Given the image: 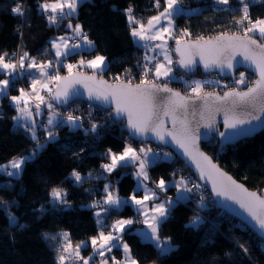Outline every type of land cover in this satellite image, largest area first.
Returning <instances> with one entry per match:
<instances>
[{"label":"trees","instance_id":"16d2710c","mask_svg":"<svg viewBox=\"0 0 264 264\" xmlns=\"http://www.w3.org/2000/svg\"><path fill=\"white\" fill-rule=\"evenodd\" d=\"M15 2L22 4L23 17L11 13ZM44 2L52 0H0V53L6 52L11 58L12 53H18L20 57L27 52L29 60L35 58L38 64L50 62L53 68L56 61L51 51V40L55 36L72 32V29L64 30L67 22L73 26L80 23L88 39L93 42L92 48L69 54L65 61L75 65L78 59L87 60L102 55L107 65L101 75L108 80L115 74L126 76V70L137 71L144 56L149 54V50L132 41V28L125 9L131 7L136 19L146 24L150 17L158 15L165 6L164 0H160L159 9L155 6L156 0H84L75 16L65 17L60 23L49 24L47 17L39 9V4ZM247 2L250 3L249 15L252 20L264 19V0ZM241 7L239 0H229L228 5L218 4L216 0H180V11L173 17L176 35L166 42L171 56L177 38L182 41L225 32L243 34L239 26L234 24V20L239 19L242 14ZM184 30L190 36L181 35ZM255 38L259 40L256 35ZM60 66L58 64L56 69L60 74H65ZM76 69L89 71L77 65L73 70ZM173 70L174 76L179 75L185 82L210 77L208 80H219L236 87L231 84L230 79L221 80L212 74L203 75L199 69L191 75L184 73L174 67V62ZM21 75L22 83H27L25 70ZM6 77L10 78L0 73V79ZM246 77L247 84L254 79L252 75L246 74ZM24 87L26 88L25 85ZM244 87L245 85L241 86ZM224 89L226 88L222 85L217 91ZM18 92L17 88L9 87L7 94L0 98V164L21 156L28 157L37 145L29 132L17 127L12 119L17 116V110L11 105L10 97ZM70 104L75 106L73 114L81 118L83 127L72 128L66 122L54 126L49 128L54 132L52 139L48 138L45 128L37 127L36 134L43 147L35 157L27 160L18 177L0 173V204L7 207L11 216L16 218L13 222L0 209V264H56V234L61 232H68L73 244L85 241L86 246L81 249L80 255L86 257L84 255L93 250L91 237L110 229L117 219L138 216L127 203L118 211L104 214V227H101L94 216L98 208H91L89 205L104 198L105 184H109L111 190L115 189L123 200L134 190L141 196V191L135 189L134 165L118 167L111 173L105 172L101 167L104 163H110L106 155L107 149L120 153L126 143L135 149L146 146L155 150L157 147L146 142L132 141L120 131V124L113 122L111 114L106 110L88 106L81 101ZM91 123L103 127L98 133H86L85 129L90 128ZM201 147L221 169L248 189L264 196V131L232 146L219 147L218 141L212 138L209 142L202 143ZM168 155L167 160H159L147 169L150 177L148 183L153 189L156 187L155 182L161 177L171 182L183 174L191 175L181 161L172 154ZM73 170L84 177L81 183L77 184L71 178ZM173 173L176 175L173 176ZM192 180L197 184L194 178ZM54 187L67 192L66 199L71 207L56 206L50 196ZM175 189L170 183L167 191L161 194L173 196ZM187 196L190 198L173 201L170 215L160 226L161 238L171 237L172 251L168 254L160 255L152 242L137 235L134 230L139 223L127 226L123 239L129 244L132 256L139 264H264V241L238 220L214 207L211 196L204 187L201 186L196 194ZM201 196L203 204L200 203ZM195 216L199 220L192 225L190 221ZM44 233H48L49 238L46 239ZM52 236H56V239H51ZM240 245H244L248 251L245 252ZM96 256L92 264L101 261L102 258ZM121 256L119 247H114L110 253L105 252L104 258L111 264L112 257L120 259Z\"/></svg>","mask_w":264,"mask_h":264},{"label":"snow or ice","instance_id":"6c2138e0","mask_svg":"<svg viewBox=\"0 0 264 264\" xmlns=\"http://www.w3.org/2000/svg\"><path fill=\"white\" fill-rule=\"evenodd\" d=\"M84 0H55L53 3H40L39 9L47 17L49 24H56L61 18L68 16H75L78 7ZM90 2V0H88ZM218 4L228 5L229 0H216ZM240 12L242 13L239 19L234 20V24L241 26L243 34L236 33L228 34L222 33L214 38L205 40L199 37L196 40L176 39L175 53L179 57L175 61L181 69L185 72H192L198 64L203 66L206 72L218 70L221 76H226L233 73L236 67L237 56L243 57V62H246L250 67L255 69L257 79L249 86L246 83L247 77L245 72H240L239 77L234 78L235 85H245L246 91L238 90L237 87H232L228 84L223 85L228 89L224 91L223 95H218L213 92H206L205 85L220 86V81H200L193 80L190 84L186 82V86L190 89V95H182L179 91H174L168 87L167 83L163 85L156 82L161 77L166 79L172 78L173 60L169 54L166 42L157 44L154 47L160 48L167 62L161 63L156 59V56H144L145 63L141 71L142 77L138 84H133L129 78L127 83L120 76L114 78L113 83H109L103 78L97 79L96 73H103L106 65L105 57L96 55L94 59L85 61L81 59L79 65L86 66L93 70V75H85L82 72L73 73V64L64 65L69 72L68 76H60L57 72L55 75H49L47 69L52 67L51 63L38 64L35 58H31L27 63L28 69L35 68L40 73V79L33 78L31 81L32 93L35 94V99L40 103L35 105V113L30 110L29 101L25 96L29 94L20 89L19 96H12L10 99L16 106L17 116L12 119L14 121H24L21 126L26 132L31 134V139L37 141L36 148L28 155V157L21 156L13 158L8 164H0V173L9 177H18L24 164L28 159L34 158L37 151L43 146L39 144V137L36 134V122L33 116L41 115L40 104L45 102V97L40 95L39 89H47L52 95V90L48 88V81L56 82V92L52 98L57 103L67 104L69 100L78 94L77 85L82 86L87 92V97L90 101H100L103 104L112 106L114 110V119H126V127L130 134L137 137H146L151 134L157 141L161 143L175 144L176 147L182 150L183 155L195 164L199 172L201 180L207 179L212 185L213 193L218 197L231 200L238 204L249 217L255 222L256 226L262 233H264V196L258 195L256 192L248 191L242 184H238L231 176L222 172L217 165L212 163L211 159L199 151L197 141L201 138L199 131L200 127H204L212 132L215 129V113L223 111L224 113V128L226 130H239L235 134H248L253 131L252 128H244L245 125H251L252 121L260 120L261 113H264V19L252 20L249 15L250 3L247 0H239ZM180 0H164V9L158 15L152 16L144 24L132 14L131 7L125 9L129 26L132 28L131 35L140 41L164 40V33L171 35V28L173 26V16L178 14ZM156 8H160V0H156ZM11 13L23 17L24 9L20 2H15V6L11 8ZM51 13V14H49ZM162 20L167 21V26L157 28ZM245 22L247 24L245 25ZM133 25H136L133 27ZM68 28L72 29L75 36L80 37L85 44L92 46L93 42L88 39L84 33L82 25L76 23L68 24ZM258 33L259 40L255 38ZM181 35L190 36L187 30H184ZM52 47L56 49V57L68 56L73 50L80 48L79 43H72L69 45L68 38L64 36L57 37L52 41ZM143 47L149 51V44L145 43ZM63 49V51L61 50ZM29 60V54L24 52L17 62H11L8 53H0V71L9 76V79H0V93L7 94L10 84L15 78L17 69L23 73L25 70V61ZM130 70H126L127 76ZM152 74L155 80L147 79ZM39 86V88H38ZM23 101V107H21ZM197 102H202L199 111L196 109ZM51 114L47 120L45 131L49 139L54 138V132L49 130L51 126H59L67 123L72 128L83 127L80 123L81 118L69 113L66 117H60V113L52 110V105L48 104ZM251 109V111H249ZM191 115L192 119H189ZM199 116V120L195 118ZM167 121L171 122V129L165 127ZM123 122V120H121ZM202 122V123H201ZM103 125L91 123L90 128L85 129V132L98 133V130ZM204 133L203 135H207ZM221 137H225V132H219ZM83 151V149H81ZM106 155L110 163H104L101 167L105 172L111 173L118 167H126L128 165H136L138 162L137 171L134 173L137 179L138 187H142L144 192L142 198H138L136 191L128 197L127 200H122L114 191L111 190L109 184L104 185L105 196L102 201H93L89 207L98 208L95 212L97 224L104 227L102 213L108 214L113 211H118L122 206L129 201L136 206L139 217L137 219H117L112 225L111 230L107 233L100 231L98 236L90 238L94 255H99L102 259L100 264H109L105 257V252H111L114 247H122L124 251V260L119 261L115 257L111 258V264H139L133 258L129 244L124 241L123 233L127 226L133 223H142L145 225L147 232L141 231V236L149 240L159 251L160 255H166L172 251L171 237L160 236V226L170 215V209L173 205L171 198L162 200L159 203H152L149 208L148 202L159 199L154 189H150L143 181L150 180L147 169L152 163V157L158 156L152 148L141 147L138 150L133 148L130 144H125L122 152H113L111 148L107 149ZM168 154H164L167 158ZM12 169L14 171H10ZM176 173H173L175 176ZM91 176V173H89ZM71 178L74 182L79 184L84 177L73 170ZM176 188L177 193L191 194L200 189V185L193 183L189 178L179 177L172 182L165 180L163 177L155 182L156 188L161 192H166L170 186ZM53 202L60 205L71 207L69 201L66 199L67 192L59 187H54L50 193ZM189 196L181 195L179 199L186 200ZM15 203V202H12ZM200 203L203 204V196L200 198ZM0 209L8 213L7 207L0 204ZM13 222L16 218L11 216ZM198 216H195L190 223L197 224ZM23 227V225H21ZM45 238H49V234H44ZM61 243L57 248L56 264H72L73 261L82 260L83 264H92V257L83 258L80 255V250L85 242L81 241L73 246L68 232L59 233ZM55 240L56 236L50 237ZM244 248V245H240ZM247 252L248 249L244 248Z\"/></svg>","mask_w":264,"mask_h":264},{"label":"water","instance_id":"95a60500","mask_svg":"<svg viewBox=\"0 0 264 264\" xmlns=\"http://www.w3.org/2000/svg\"><path fill=\"white\" fill-rule=\"evenodd\" d=\"M69 23L70 22H67L64 25V30L65 31H70L71 30V29L68 28V24ZM227 33L230 34V35L233 34V33H229V32H227ZM221 34L222 33H217L214 36L206 37L204 39L208 40V39L214 38V37H216L218 35H221ZM236 34L242 35L241 33H236ZM196 39L197 38H195V39H184V40H196ZM184 40H182V41H184ZM173 45L174 46H173L171 52H172V56H174V67H177L179 70H181L184 73H187V74L191 75L193 72L196 71V69H199L200 72L203 75L212 74V75L216 76L217 79L219 78L221 80H229V79L232 80V79H234L235 74L237 72L243 71L247 75H252L254 77V79L251 81V83L248 84L249 86L258 78L257 74L255 72V69L250 67L246 62H243V57H241V56H237V58H236L239 63H236V67L234 69V72L233 73H229L226 76H221L219 74L218 70H213L211 72H206L203 69V66L200 65V64H198L196 66V68L193 69L192 72H185L184 69H181L177 64H175V61L178 60L179 57L175 53L176 42ZM75 72H82L85 75H93L92 71H87L86 72V71H82V70L76 69V70H73V73H75ZM68 75H69V72L66 73V74H62L60 76H68ZM96 75H97V79L103 78L104 80L108 81L109 83H113V81H109L108 79L103 77L100 73H96ZM124 82L127 83L126 81H124ZM132 83L133 84H138L137 82H132ZM76 88H77L78 94L73 96L69 100V102L67 104L57 103L52 98V96H54L55 92H56V82H55V86H54V88L52 90V95L49 96V102L55 108L56 107L65 108V107H67V105H69V103H72L74 101H81V102H83L85 104L92 105V106L97 107L99 109L109 111L111 113L112 119H114V110H113L112 106H110L108 104H103L100 101H94V100L90 101L88 99V97H87V92L85 91V89L82 86L77 85ZM173 90L174 91H179L181 93V91L178 90V89H173ZM226 90H228V89H224L223 91L208 90L206 92H213V93H216L218 95H223L224 91H226ZM238 90L246 91L247 88L244 87V88H241V89H238ZM182 95H184V94H182ZM188 95H190V94H188ZM201 105H202V102H197V105H196L197 111H199V108H200ZM249 111H251V109H249ZM260 116H261L260 120H258V121L254 120V121H252L251 125H245L244 126V128H252L253 131H251L250 133H248L246 135H244V134H239L238 135V134H235V133L239 132V130H226L224 128V113H223V111L215 113V129L212 132H209L208 129H206V128L202 127V126L199 129L200 133L202 134L201 138L197 141V147L199 148V151L202 152L204 155L208 156L211 159L212 163L217 165V163H215L213 161L212 157H210L207 153H205L203 151V149L201 147L202 143H207L212 138H214L216 141H218L219 147H222V146H232V145H234L235 143H237L239 141H243V139L253 138L256 133L264 131V113H261ZM189 119H192L191 115L189 116ZM195 119L199 120V116H197ZM121 120H123V122H121ZM115 122L120 124V126H119L120 131H122L125 134H127V136L132 141H136V142H139V143H145L146 142V143L152 144L155 147H161V148H164V149L168 150L171 154L174 155V157L177 160L181 161V163L188 170L189 174H191L192 177L196 180L197 184H199L200 186L204 187L207 190L209 196H211V199H212L214 207H216L218 210L222 211L223 213L227 214L229 217H232L233 219L238 220L244 227L248 228L257 238H260V239H262L264 241V233H262L261 230L258 229V227L256 226L255 222L251 219V217H249L248 214L243 209H241L238 204L234 203L233 201L225 199L223 197L216 196L213 193V191H212L211 183H209L207 181V179L201 180L199 178V172L197 171V169L195 167V164H193L191 160H189L187 157H185L183 155L182 150L178 149L175 144L170 142V138H168L169 139V143H161V142L157 141L154 137H152L151 134H149L146 137L133 136V135L130 134V131L126 127V123H127L126 119L115 118ZM165 127H167L168 129H171V127H172L171 122L167 121L166 124H165ZM219 132H225L226 133L225 137H221L219 135ZM204 133H208V134L207 135H203ZM217 167L222 172L226 173L228 176H231L223 168L221 169L218 165H217ZM232 179L235 180L238 184H242L241 182L236 180L234 177H232ZM242 185L248 191L256 192L258 195L263 196V195L259 194L257 191H253V190L248 189L246 187V185H244V184H242ZM98 264H100V262Z\"/></svg>","mask_w":264,"mask_h":264},{"label":"built area","instance_id":"2783aa9c","mask_svg":"<svg viewBox=\"0 0 264 264\" xmlns=\"http://www.w3.org/2000/svg\"><path fill=\"white\" fill-rule=\"evenodd\" d=\"M247 23V22H246ZM170 32H171V35L169 34V33H164V40H163V42H167V41H169V40H171V39H173V37L176 35L175 34V31L174 30H170ZM160 42H162L161 40H159ZM72 42H74V39H72ZM153 55L154 56H156V59L158 60V61H160V62H162V58L160 57V55H158V54H154L153 53ZM152 55V56H153ZM18 60H19V56H18V53H12L11 54V62H17L18 63ZM145 63V61H144V58L142 59V61H141V67H140V69H138L137 71H130L129 73H128V75L127 76H124V75H119V74H115L114 76H112L111 78H110V80L109 81H113L114 82V78L115 77H117V76H120V77H122L123 79H124V81H128V79L130 78L131 80H132V82H137V83H139L140 82V79H141V77H142V71H141V68H142V66H143V64ZM57 64V63H56ZM60 65H63L62 63H59ZM66 64H71V63H68L67 61H66ZM63 69V71L65 72V74L66 73H68V69L65 67V66H63L62 67ZM53 69V68H52ZM55 70V69H54ZM21 71L19 70V68L17 69V72H16V74H15V76H16V80H13V82L10 84V87L12 88H17V89H25V87H24V85L25 84H23L22 83V78H21V73H20ZM58 72V70L56 69L55 71H52L51 72V75H55L56 73ZM59 73V72H58ZM59 75H60V73H59ZM177 77H179V78H177ZM147 79H149V80H155V77H154V75H152V74H150L149 76H148V78ZM156 82L157 83H159V84H161V85H163L164 83H167V85H168V87H170V88H172V89H178V90H180L181 91V93L182 94H184V95H188V94H190V89L186 86V82L188 83V84H190L191 82H189V81H183V80H181V78H180V76L179 75H175V77H172L171 79H166V78H163V77H161L159 80H156ZM53 83L54 84H50V85H48V88H50L51 90H53V88H54V86H55V81H53ZM220 86H222L221 85V83H220ZM220 86H216V85H205V88H204V90H217V89H219L220 88ZM40 95H42V96H44L45 97V100H47V98L49 97V92H48V90L47 89H45L44 91H40ZM29 100H31V101H35L34 100V97H31ZM34 104H37V102L36 103H34ZM33 104V105H34ZM48 104H51L50 102L49 103H47V104H45V107H43V106H40V108L42 109V111H43V113L45 114L46 112H48V113H50L51 114V110L48 108ZM88 105V104H87ZM89 106V105H88ZM92 106V105H91ZM75 106L74 105H71L70 103H69V105H67V107H65V108H58V107H54L53 105H52V110H54V111H56V112H58V113H60V117H57V119L59 120L61 117H66L67 116V114H69V113H71V114H73V112L75 111ZM109 112V111H108ZM110 113V112H109ZM111 114V113H110ZM74 115V114H73ZM75 116V115H74ZM16 122V126L17 127H20V128H23L21 125L23 124V123H25V122H23V121H15ZM36 125H37V127H39L40 129H42V128H45L46 126H47V122H45V119H41V120H39L37 123H36ZM54 126H51V127H49V128H53ZM24 129V128H23ZM158 148V152L159 153H164L165 151H166V149H164V148H161V147H157ZM176 159V158H175ZM180 170V169H179ZM179 170L177 171V172H179ZM183 177H186V178H189L193 183H195L193 180H192V176L190 175H188V174H183L182 175ZM197 193V191L196 192H194V193H191V194H196ZM191 194H189V195H191ZM171 195H165L164 197L166 198V199H169V198H171L170 197ZM173 197V196H172ZM172 199V198H171ZM173 201H176L175 199H172ZM139 216V215H138ZM105 233H107L108 232V230H105L104 231ZM95 257H97L96 255H94L93 257H92V261L95 259Z\"/></svg>","mask_w":264,"mask_h":264},{"label":"crops","instance_id":"0c3cea01","mask_svg":"<svg viewBox=\"0 0 264 264\" xmlns=\"http://www.w3.org/2000/svg\"><path fill=\"white\" fill-rule=\"evenodd\" d=\"M53 2H55V0H52V2H48V3H53ZM49 14H51V13H49ZM176 15V14H175ZM174 17V16H173ZM63 18H61L57 23H60V21L62 20ZM162 26H167V21L166 20H162L161 21V24L160 25H157V28H160V27H162ZM135 27V26H134ZM174 27V24H173V26H172V28ZM171 28V29H172ZM132 31V30H131ZM60 36H64V37H67L68 38V42H69V45H71L72 43H79L80 45H81V47L80 48H77V49H75V50H73V52L71 53V54H74V53H76V52H78V53H81V52H83V51H86V50H89L90 48H92V46L90 47V46H88L87 44H85V42L80 38V37H77V36H75V34L74 33H69V34H61V35H58V36H55V37H53V39L51 40V42L52 41H54V40H56V38L57 37H60ZM130 36H131V38H132V41L135 43V44H137L138 46H140V47H143V45L145 44V43H147V44H149V46H150V48L152 49L151 51H149V56H152L153 55V53L155 54H158V55H160V57L162 58V63H167L165 60H164V56H163V54H162V50L160 49V48H156V47H154L155 45H157V44H161L160 43V41L159 40H151V41H140V40H138L137 38H134V37H132V35H131V32H130ZM72 39H74V42H72ZM156 43V44H155ZM167 48H168V46H167ZM145 49V48H144ZM62 51H63V49H61ZM147 50V49H146ZM169 50V49H168ZM51 51H53V53H54V56H55V61H56V63L57 62H59V63H61V62H65V57H61V58H57L56 57V49H54L53 47H52V43H51ZM169 54H170V51H169ZM171 55V54H170ZM172 57V60H173V56H171ZM61 62H60V61ZM89 59H87V60H85V61H88ZM29 62H30V60H29ZM77 62L78 61H76V63H75V66L77 65ZM58 63V64H59ZM44 64V63H43ZM106 65H107V62H106ZM106 65H105V68H106ZM171 67H173V64L171 65ZM83 68L85 69V70H89V71H92L93 72V70L92 69H90V68H88L87 66H86V64L83 66ZM104 68V69H105ZM104 71V70H103ZM0 73H3L2 71H0ZM25 73L27 74V76H26V78L28 79V78H30V77H32L31 75H33V73H37L39 76H40V73L35 69V68H33V69H27V70H25ZM4 74V73H3ZM7 78V77H6ZM6 78H4V79H6ZM8 79V78H7ZM2 95H4V94H2V93H0V98H1V96ZM20 95V92L19 93H17V94H15V95H13V96H19ZM10 103H11V105L13 106L14 105V103L13 102H11V99H10ZM15 106V105H14ZM16 107V106H15ZM21 107H23V101H21ZM32 109H34V108H32ZM31 110V109H30ZM32 112H33V110H31ZM34 113V112H33ZM35 118H37L35 115L33 116V119L34 120H36ZM24 122V121H23ZM141 147H143V146H140V147H138V148H136L137 150L139 149V148H141ZM145 148H149V147H146L145 146ZM167 158H169V155H168V157ZM167 158H164V154H158V156H154V157H152V163L150 164V165H152V164H154V163H156L157 161H159V160H167ZM134 178H135V176H134ZM138 181H137V179L135 178V189H139L140 191H141V196H138V198H142L143 197V194H144V192H143V190H142V187H138ZM143 184H146L147 185V187L148 188H150V189H153V187L148 183V181H143ZM155 190V189H154ZM112 191H114V190H112ZM173 195H174V197L175 198H177V201H180L181 199H179V197L181 196V195H185V196H187L188 194L187 193H185V194H181V193H177V191H176V189L174 190V192H173ZM105 196V195H104ZM157 196L158 197H160L159 199H157V200H155V201H151V202H148V204H149V208H151V205H152V203H159L160 201H162V200H164V198H162L161 197V194L160 193H157ZM128 199V198H127ZM126 199V200H127ZM102 201V200H101ZM130 205H131V207L133 208V210H135V215H137L138 214V212H137V208H136V206L135 205H133L130 201L128 202ZM99 209H97V211H98ZM95 216V215H94ZM103 216H104V213H102V215H101V217H100V219H102L103 218ZM95 219L97 220L98 218L95 216ZM128 219V218H127ZM143 219V217H141L140 218V220H142ZM108 231L109 230H111V229H107ZM136 233H137V235H139L141 238H144L143 236H141V234H140V232L141 231H143V232H147V229H146V227H145V225L144 224H142V223H139V226L137 227V228H135V230H134ZM148 241V240H147ZM119 249L121 250V254H122V256H121V258L120 259H117V260H119V261H123L124 260V251H123V248L122 247H119ZM93 253V250L90 252V253H88L87 255H84V256H89V255H91ZM94 255H92V257H93ZM85 258V257H84ZM78 263H81V264H83V261L82 260H77V261H74L73 262V264H78Z\"/></svg>","mask_w":264,"mask_h":264},{"label":"rangeland","instance_id":"374dc122","mask_svg":"<svg viewBox=\"0 0 264 264\" xmlns=\"http://www.w3.org/2000/svg\"><path fill=\"white\" fill-rule=\"evenodd\" d=\"M76 24V23H75ZM74 24V25H75ZM247 23L245 22V25H246ZM239 29H240V31H242L243 32V29H242V27L241 26H239ZM171 30H174L175 32H176V28L175 27H173ZM71 33H74L73 31L71 32ZM256 36L259 38V35H258V33L256 34ZM161 43V42H160ZM162 43H163V41H162ZM156 44V43H155ZM95 57H93V58H89V60H91V59H94ZM81 59H78V62H77V66L78 67H83V66H81V65H79V61H80ZM60 61V60H59ZM29 62V60H26L25 61V70H27L28 68H27V63ZM61 62V61H60ZM163 62V61H162ZM161 62V63H162ZM173 62H174V58H173ZM58 63L59 62H57V64H54L53 66V69H55L56 70V66L58 65ZM62 64L63 65H61L60 67H63L64 65H66V61L65 62H62ZM55 70H52V67H50L49 69H47V72L49 73V75H51V72L52 71H55ZM240 72H243V71H240ZM240 72H237L236 74H235V77L234 78H237V77H239V73ZM60 75H62V74H60ZM32 77H30V78H28L27 79V83H24L25 84V86H26V88L24 89V91L26 92V93H28L29 95L28 96H25V99H27L28 101H29V106H30V109L31 110H33V112L35 113V105L36 104H34V103H40L38 100H36L35 99V94L34 93H32V88H31V81H32V79L33 78H37V79H40L41 77L37 74V73H33V75H31ZM172 77H175L174 76V74L172 73ZM177 78H179V77H177ZM208 78H210V77H207V78H204V79H197V80H200V81H205V80H208ZM7 79V78H6ZM209 81H215L214 79H210ZM231 81V84H234V79H232V80H230ZM221 83V85H225V84H229V83H222V82H220ZM246 83H247V81H246ZM50 84H54L53 83V81H48V85H50ZM234 86H236L237 88H241V86H243V85H235L234 84ZM38 88H39V86H38ZM19 90V89H18ZM45 89H39V91H44ZM205 91H207V90H205ZM19 93V92H18ZM13 96V95H12ZM11 96V97H12ZM50 96V95H49ZM10 97V98H11ZM31 97H34V100L35 101H31V100H29ZM12 102V101H11ZM47 103H49V97L47 98V100H45V102L44 103H41L40 104V106H43V107H45V104H47ZM34 104V105H33ZM32 108H34V109H32ZM44 111V110H43ZM43 111H42V109H41V115L40 116H36L37 118H35L36 120H35V122L37 123L39 120H41V119H45V122H47V120H48V118H49V115H50V113H48V112H46L45 114L43 113ZM76 116V115H75ZM67 124V123H66ZM68 125V124H67ZM29 136H31V134L29 133ZM155 153H158V154H163V153H159L158 152V148H156L155 150H153ZM165 153H167V154H171L170 152H164V154ZM173 155V154H172ZM27 157V156H26ZM5 164H8V162L7 163H5ZM134 167H135V172L137 171V167H138V162H137V164L136 165H134ZM10 171H14V170H12V169H9ZM13 177H16V176H13ZM175 179H173V181H174ZM149 181V180H148ZM172 182V181H171ZM154 186V185H153ZM156 187H154V189H155ZM157 189V188H156ZM155 189V191H158V192H156V193H160L161 194V191H159V189H157L156 190ZM114 192L116 193V190L114 189ZM117 195V194H116ZM161 197L162 198H164V200H166V198L164 197V195L163 194H161ZM172 199H175V200H177V198H175L174 197V195H173V197H172V195L170 196ZM122 199V198H121ZM123 200V199H122ZM56 203V202H55ZM56 206L58 207V208H61V207H65L64 205H60V204H58V203H56ZM97 211V209L95 210V212ZM8 213H10V212H8ZM9 216V215H8ZM10 218H11V216H9ZM141 217H139V216H136V217H133L132 219H134V220H137V219H140ZM111 229V228H110ZM106 230V229H105ZM100 231V230H99ZM98 231V232H99ZM45 234V233H44ZM48 234V233H47ZM99 234V233H98ZM57 235V242H56V244H57V248L59 247V245H60V243H61V240H60V237H59V233H57L56 234ZM143 240H146V239H144V238H142ZM149 241V240H148ZM85 242V241H84ZM80 243V242H79ZM90 244H91V241H90ZM73 245H75V244H73ZM84 246H86L85 244H84ZM84 246H82V248H84ZM81 248V249H82ZM81 251V250H80ZM92 255H94V253H92L91 255H89V256H86L85 258H88V257H92ZM84 258V257H83ZM74 262V261H73ZM73 262H72V264H73Z\"/></svg>","mask_w":264,"mask_h":264}]
</instances>
